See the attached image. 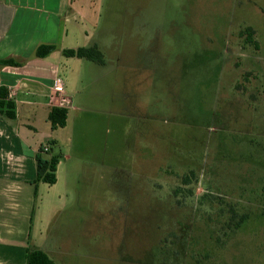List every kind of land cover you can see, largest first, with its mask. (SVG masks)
I'll use <instances>...</instances> for the list:
<instances>
[{
  "label": "rangeland",
  "instance_id": "rangeland-1",
  "mask_svg": "<svg viewBox=\"0 0 264 264\" xmlns=\"http://www.w3.org/2000/svg\"><path fill=\"white\" fill-rule=\"evenodd\" d=\"M99 11L106 66L97 80L82 73L75 141L53 148L71 159L65 208L44 215L49 257L264 264V0H103Z\"/></svg>",
  "mask_w": 264,
  "mask_h": 264
},
{
  "label": "crops",
  "instance_id": "crops-1",
  "mask_svg": "<svg viewBox=\"0 0 264 264\" xmlns=\"http://www.w3.org/2000/svg\"><path fill=\"white\" fill-rule=\"evenodd\" d=\"M102 2L0 0V59L13 58L21 63L0 65V85L7 88L15 112V118L0 112V264H25L28 247L49 256L50 241L42 236L44 215L51 208L56 214L65 208L62 200L66 195V164L71 158L66 150L61 153L54 184H34L35 155L51 139L58 147L66 136V141H75L74 132L68 128H75V112L84 109L73 105L83 81L82 73L90 69L95 80L103 78L97 73L98 68H105V62L94 67L84 63L83 58L62 53L67 48L97 45L93 34L100 23ZM40 44H54L55 49L37 57L35 49ZM56 78L62 81L61 91L54 90ZM52 106L68 109L64 127L51 129L47 115ZM56 184L59 187L52 193L45 187Z\"/></svg>",
  "mask_w": 264,
  "mask_h": 264
},
{
  "label": "trees",
  "instance_id": "trees-1",
  "mask_svg": "<svg viewBox=\"0 0 264 264\" xmlns=\"http://www.w3.org/2000/svg\"><path fill=\"white\" fill-rule=\"evenodd\" d=\"M252 28L245 27L240 31L244 35L247 42L253 43L256 46L252 37ZM55 49L54 44H40L35 49V56L44 57ZM63 55L66 57H76L90 60L97 64H103V54L96 45L80 46L76 48L63 49ZM21 63L13 58L0 59L2 66H19ZM0 112L8 118H15L14 103L8 99V90L5 86L0 85ZM68 109L64 106H52L48 112L47 119L52 130L64 127L66 125ZM49 149L43 151V145L38 149L35 155L36 161V177L34 184L38 181H43L48 185H52L56 181V166L61 154H56L53 150L55 146L54 140H49ZM192 173V171H190ZM182 184L190 183L189 175L181 177ZM25 264H56L44 251L28 247L26 250Z\"/></svg>",
  "mask_w": 264,
  "mask_h": 264
},
{
  "label": "built area",
  "instance_id": "built-area-1",
  "mask_svg": "<svg viewBox=\"0 0 264 264\" xmlns=\"http://www.w3.org/2000/svg\"><path fill=\"white\" fill-rule=\"evenodd\" d=\"M54 90L55 91H61L62 90V81L60 78L55 79ZM49 146H50L49 144H44L43 145V151H47L49 149Z\"/></svg>",
  "mask_w": 264,
  "mask_h": 264
}]
</instances>
